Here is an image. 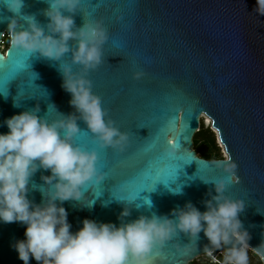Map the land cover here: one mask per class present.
I'll use <instances>...</instances> for the list:
<instances>
[{"label": "water", "instance_id": "1", "mask_svg": "<svg viewBox=\"0 0 264 264\" xmlns=\"http://www.w3.org/2000/svg\"><path fill=\"white\" fill-rule=\"evenodd\" d=\"M89 2L94 7L99 0ZM129 3L131 0H113L96 12L94 21L102 23L108 40L103 45L102 65L88 73L93 92L102 99L103 109L110 112L129 140L123 151L106 148L109 175L101 171L104 180L83 189L84 202L92 203L91 207H82L74 201L64 202L71 230L77 231L86 218L119 225L118 217L126 202H129L131 214L125 221L152 214L174 219L172 211L187 202L203 212L206 210L204 201L217 195L215 180L223 177L228 181L226 194L245 203L239 218L251 236L249 249L264 264V255L258 252L264 245V16L254 11L256 0H136L137 6L131 10L125 7ZM48 7L47 0H24L20 16H33L46 30L48 18L44 12ZM20 16L0 4V46L6 36L9 38L7 49L0 50V133L8 131L3 125L6 118L37 106L40 109L37 115L50 122L60 119V115L75 112L69 103L71 95L62 88L60 69V63L71 64V53L62 61H53L38 52L28 53L15 47L12 44V19L17 22L15 31L28 26ZM73 19L76 29L89 23L82 10L73 14ZM180 40H188L201 48L215 47L216 58L222 63L227 60L224 76L228 86L217 81L220 87L217 94L210 93L203 84L184 91L186 102L179 107L193 112L192 132L182 140L180 148L172 150L175 155H188L194 159L188 164L177 162L183 166L177 169L174 180L157 181L153 190L145 188L136 199H127L139 177L163 166V161L158 159L168 151L163 140L145 151L163 124L154 114L158 112L163 93L168 91L154 57L157 54L158 58H165L168 52L179 50ZM114 42H122L125 47H116ZM148 42L152 49L144 46ZM73 44L72 40L68 42L70 48ZM19 53L27 58L29 71L23 72L19 79L5 83L2 78L9 71L8 61ZM134 60L138 61L135 65ZM71 67L74 73L83 70L80 65L72 64ZM137 71L144 73L139 80L133 78ZM196 79L194 74L193 80ZM203 114L211 120V127L227 157L237 165L238 183L232 184L230 177L218 167L226 157L210 160L199 157L195 151L193 138L199 131ZM182 123L181 117L177 127ZM77 124L80 135L87 133L94 140L83 120H77ZM167 138L171 140L172 134L169 133ZM76 141L79 144L78 137ZM93 147L88 145L89 149ZM99 155L103 153L99 152ZM215 167L217 170L208 171ZM46 175L50 172L41 169L30 183L39 187L44 183L41 176ZM38 187L28 194L37 204L42 200ZM98 190L100 194L96 195ZM24 231V226L19 223H0V264H23L11 244L23 239ZM212 250L203 231L196 238L178 230L176 236L149 255V262L188 264ZM31 264L36 261L32 260Z\"/></svg>", "mask_w": 264, "mask_h": 264}, {"label": "clouds", "instance_id": "2", "mask_svg": "<svg viewBox=\"0 0 264 264\" xmlns=\"http://www.w3.org/2000/svg\"><path fill=\"white\" fill-rule=\"evenodd\" d=\"M44 15L48 23L42 27L33 16H20L24 0H0L9 11L27 22V28L15 31L17 22L12 19V44L28 53L38 52L42 57L62 61L71 53V64L60 63L63 73L62 88L71 95L73 114L49 121L37 115L39 106L6 118L8 129L0 133V223H19L24 226V238L17 239L11 247L23 264H150L149 255L177 235L178 230L198 237L203 231L211 249H226L225 264H249L248 241L251 236L244 229L240 214L245 203L232 199L226 192L228 181L215 180L217 195L204 201L206 210L201 212L191 202L172 211L174 219L167 216H130L126 202L115 223L84 219L82 227L73 232L68 221L64 202H84L83 189L99 185L104 174L98 168L100 155L76 143L80 135L77 120H83L101 148L111 147L123 151L128 134L105 119L106 112L101 98L92 90L88 73L103 63V45L108 40L107 31L99 21L76 29L73 19L81 0H47ZM254 11L264 16V0H256ZM64 12L69 15L63 14ZM74 41L70 48L68 42ZM82 66L74 73L71 65ZM144 73L137 71L134 79ZM231 180L238 183L237 165L230 157L218 165ZM50 172L41 176L43 185L31 184L39 170ZM41 192L39 204L29 199L31 190ZM211 195V193H209ZM264 255V245L258 248ZM211 254V251H209Z\"/></svg>", "mask_w": 264, "mask_h": 264}, {"label": "snow or ice", "instance_id": "3", "mask_svg": "<svg viewBox=\"0 0 264 264\" xmlns=\"http://www.w3.org/2000/svg\"><path fill=\"white\" fill-rule=\"evenodd\" d=\"M112 2L113 0H99V3L93 7L89 0H84V2L81 0L79 10L83 11L84 17L86 16L88 22L91 23L94 21L96 12L101 7H105ZM136 6V0H131V3L125 5V7L130 10L134 9ZM123 20L124 18L122 17L121 21L123 22ZM145 26L146 23L144 24V28ZM114 44L119 48L125 47L122 42H114ZM178 45L179 50L168 52L165 58H158L157 54H155L154 57L155 63L160 65V73L164 76L168 91L163 93L158 112L154 114L159 116L163 124L156 133L152 143L145 149V151L151 150L156 144L163 140L168 151L158 158L163 161V166L151 169L147 174L139 177L137 180L138 183L136 182L134 185L132 195L127 197V199H136L139 192L145 188L149 191L153 190L157 181L163 180L166 183L168 179L174 180L177 175V169L182 167L183 164L191 163L194 159L188 155H175L172 150L174 148H180L182 140H186L192 132L190 123L194 118L193 112L190 109L183 110L179 107L181 103L186 102L184 91L203 84L210 93L217 94L220 90L217 81L223 82V86L225 87L228 86L224 76V68L227 67V60L222 63L216 58L215 47L201 48L188 40H180ZM144 46L152 49L151 42L144 44ZM26 60L27 58L24 57L22 53L13 55L12 59L8 61L9 71L2 78L3 81L7 83L8 81L19 79V76L23 72L29 71ZM137 63V60L133 61L134 65ZM194 74L198 77L195 81L193 80ZM105 112L107 119L111 120L115 126L119 127L116 121L111 118L110 112L108 110H105ZM181 117L183 123L182 126L178 128L177 124L181 120ZM169 133L172 134L171 140L167 138ZM78 141L81 146L88 147V145H94L93 148H95L98 153H103L102 156L100 155L98 166L105 175H109L108 167L105 162L107 154L106 148L99 147L94 140L88 137L87 133L79 135ZM101 160L103 163H101ZM178 161H182L183 164L177 163ZM215 170H217L216 167L208 169L210 172ZM99 194L100 190L97 191L96 195ZM123 198L125 197H121V199ZM145 202L147 203L148 201Z\"/></svg>", "mask_w": 264, "mask_h": 264}, {"label": "trees", "instance_id": "4", "mask_svg": "<svg viewBox=\"0 0 264 264\" xmlns=\"http://www.w3.org/2000/svg\"><path fill=\"white\" fill-rule=\"evenodd\" d=\"M193 143L199 157L210 160L223 159L216 145L214 133L208 128L202 129L201 123L199 131L194 135Z\"/></svg>", "mask_w": 264, "mask_h": 264}, {"label": "rangeland", "instance_id": "5", "mask_svg": "<svg viewBox=\"0 0 264 264\" xmlns=\"http://www.w3.org/2000/svg\"><path fill=\"white\" fill-rule=\"evenodd\" d=\"M4 39H5V43H3L1 45L2 46L1 47L2 50L7 49V47L9 46V40H8L7 36ZM200 123H201L202 129L208 128V129H210L214 133L216 145L219 148V151H220L222 157L225 158L227 155L225 153V150H224L223 145L218 140L216 131L212 129L211 124L210 125H207L205 123V118L202 119V117H201L200 118ZM194 149H195V147H194ZM195 151H196V149H195ZM248 257H249V264H261L262 263L260 257L258 255H256L251 250L248 251ZM201 258H205V257L204 256H199L198 257V259H201Z\"/></svg>", "mask_w": 264, "mask_h": 264}, {"label": "built area", "instance_id": "6", "mask_svg": "<svg viewBox=\"0 0 264 264\" xmlns=\"http://www.w3.org/2000/svg\"><path fill=\"white\" fill-rule=\"evenodd\" d=\"M249 250L250 249H248L247 251ZM225 254H226V250L224 248H221V249H213L211 251V254L207 252L203 256L209 258L213 264H225V260H224Z\"/></svg>", "mask_w": 264, "mask_h": 264}, {"label": "flooded vegetation", "instance_id": "7", "mask_svg": "<svg viewBox=\"0 0 264 264\" xmlns=\"http://www.w3.org/2000/svg\"><path fill=\"white\" fill-rule=\"evenodd\" d=\"M188 264H213V263L210 261L209 258L205 257V258H201V259L196 258V259L190 261ZM261 264H263V263H261Z\"/></svg>", "mask_w": 264, "mask_h": 264}, {"label": "bare ground", "instance_id": "8", "mask_svg": "<svg viewBox=\"0 0 264 264\" xmlns=\"http://www.w3.org/2000/svg\"><path fill=\"white\" fill-rule=\"evenodd\" d=\"M1 47H2V46H0V50H1ZM201 117H202V119L205 118V123H206L207 125H210V124H211V120L209 119L208 116H206L205 114H203ZM248 249H249V248H248Z\"/></svg>", "mask_w": 264, "mask_h": 264}]
</instances>
